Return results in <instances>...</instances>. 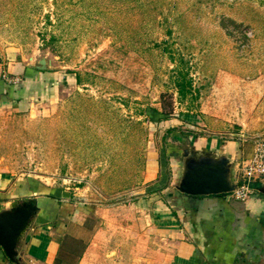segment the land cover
<instances>
[{
    "label": "rangeland",
    "instance_id": "rangeland-1",
    "mask_svg": "<svg viewBox=\"0 0 264 264\" xmlns=\"http://www.w3.org/2000/svg\"><path fill=\"white\" fill-rule=\"evenodd\" d=\"M0 38L80 78L58 81L55 101L0 105V168L39 174L75 198L89 196L87 181L113 188L147 151L169 168L168 150L179 159L190 145L166 132L183 114L201 127L178 122L181 132L264 138V0H0ZM178 55L195 90L183 100L172 84ZM70 86L80 89L61 91Z\"/></svg>",
    "mask_w": 264,
    "mask_h": 264
},
{
    "label": "crops",
    "instance_id": "crops-1",
    "mask_svg": "<svg viewBox=\"0 0 264 264\" xmlns=\"http://www.w3.org/2000/svg\"><path fill=\"white\" fill-rule=\"evenodd\" d=\"M31 58L0 38V105L20 107L28 99L43 95L55 101L58 81L75 82L76 73H61L50 67L37 69ZM79 89L70 86L61 91ZM180 118L167 124L173 128L169 135L177 140L187 139L193 150L225 152L232 162L234 182L238 164L251 156L253 144L181 132L176 127L178 122L197 129L201 121L192 114ZM189 121L194 125H189ZM167 153L169 168L157 158V153L147 151L142 169L130 172L128 167H121L118 184L114 183L113 188H108L105 178L87 181L84 189L90 188L89 196L84 199L75 198L77 193L67 191L68 186L47 184L39 174L12 173L0 168V212L24 199L33 198L36 203V211L16 242L15 261L264 264V181L257 183L242 201L229 193L183 194L174 188L179 176L176 150L171 147ZM98 167L103 172L105 167ZM90 217H96L98 227L91 224ZM8 261L0 247V264Z\"/></svg>",
    "mask_w": 264,
    "mask_h": 264
},
{
    "label": "water",
    "instance_id": "water-1",
    "mask_svg": "<svg viewBox=\"0 0 264 264\" xmlns=\"http://www.w3.org/2000/svg\"><path fill=\"white\" fill-rule=\"evenodd\" d=\"M37 69H47L48 61L38 58ZM232 162L225 152L183 148L179 157V176L174 188L187 195L226 194L235 188L231 179ZM36 211L33 198L13 203L0 212V247L9 261L16 262V242Z\"/></svg>",
    "mask_w": 264,
    "mask_h": 264
},
{
    "label": "built area",
    "instance_id": "built-area-1",
    "mask_svg": "<svg viewBox=\"0 0 264 264\" xmlns=\"http://www.w3.org/2000/svg\"><path fill=\"white\" fill-rule=\"evenodd\" d=\"M264 181V138L255 140L253 152L249 158L242 160L237 167L235 188L229 196L236 200H245L254 190L253 184ZM6 264H25L8 261ZM26 264H33L31 261Z\"/></svg>",
    "mask_w": 264,
    "mask_h": 264
},
{
    "label": "trees",
    "instance_id": "trees-1",
    "mask_svg": "<svg viewBox=\"0 0 264 264\" xmlns=\"http://www.w3.org/2000/svg\"><path fill=\"white\" fill-rule=\"evenodd\" d=\"M168 55H169L170 60L173 61L174 58L170 54ZM172 73H173L172 84L175 88V92L177 94L178 99L183 100L186 97H191L195 90H193L192 85H191V78L188 75L189 72L186 66V62L179 55L176 58V62L174 63V68H173ZM75 83L76 84L81 83L80 78L77 74L75 77ZM172 130L173 128H167L166 132L170 133ZM256 185L257 183H254L253 187H255ZM217 195H221V194H217Z\"/></svg>",
    "mask_w": 264,
    "mask_h": 264
}]
</instances>
